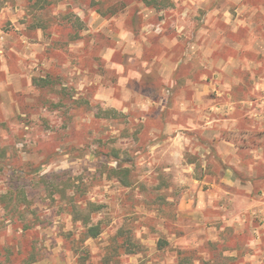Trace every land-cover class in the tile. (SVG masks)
I'll return each instance as SVG.
<instances>
[{
    "label": "rangeland",
    "instance_id": "rangeland-1",
    "mask_svg": "<svg viewBox=\"0 0 264 264\" xmlns=\"http://www.w3.org/2000/svg\"><path fill=\"white\" fill-rule=\"evenodd\" d=\"M0 34V264H264V0H0Z\"/></svg>",
    "mask_w": 264,
    "mask_h": 264
},
{
    "label": "trees",
    "instance_id": "trees-1",
    "mask_svg": "<svg viewBox=\"0 0 264 264\" xmlns=\"http://www.w3.org/2000/svg\"><path fill=\"white\" fill-rule=\"evenodd\" d=\"M48 77V78H47ZM47 77H40V78H34L33 80L35 81V83L37 85H41V86H45L47 84H49V75H47ZM114 178H116L120 184L124 185V186H129L131 184L130 181V169L128 167H123V166H117L115 168L111 169V173H110ZM59 195L62 196L63 198H67L70 199L69 203H70V208L73 214V218L75 220H79L81 221V223L85 226V233H84V239H89V238H96L98 237L102 231L103 228L99 223L96 224H91L89 223V217H90V213L88 212L89 209V204H86L85 206H82L80 203H78L76 200L73 199V197H71L69 195V191H68V187L62 188V189H58ZM1 196H2V201H1ZM0 196V201L5 203L8 201V195L2 194ZM10 196V195H9ZM11 198V196L9 197ZM14 198H11V201ZM15 200L17 201V197H15ZM10 202V201H8ZM8 205V204H6ZM4 205V206H6ZM35 222H33L32 220H28L27 222H25L23 224V230H29L31 229L33 226H35Z\"/></svg>",
    "mask_w": 264,
    "mask_h": 264
},
{
    "label": "crops",
    "instance_id": "crops-1",
    "mask_svg": "<svg viewBox=\"0 0 264 264\" xmlns=\"http://www.w3.org/2000/svg\"><path fill=\"white\" fill-rule=\"evenodd\" d=\"M0 35H1V34H0ZM1 38H2L3 40H5V35L2 34V35H1ZM231 174H232L231 172H226V173H225L226 178L231 179V178H232V177H231V176H232Z\"/></svg>",
    "mask_w": 264,
    "mask_h": 264
}]
</instances>
